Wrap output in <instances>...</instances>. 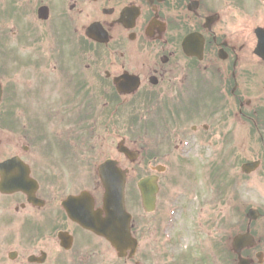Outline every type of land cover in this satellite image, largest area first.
I'll return each mask as SVG.
<instances>
[{"label":"flooded vegetation","instance_id":"flooded-vegetation-1","mask_svg":"<svg viewBox=\"0 0 264 264\" xmlns=\"http://www.w3.org/2000/svg\"><path fill=\"white\" fill-rule=\"evenodd\" d=\"M0 83V264H234L222 239L221 256L172 263L138 222L128 182L163 159L121 151L142 112L168 144L194 135L197 163L224 159L231 193L256 186L245 254L264 264V0H0ZM107 160L130 170L139 243L123 258L75 219L104 216Z\"/></svg>","mask_w":264,"mask_h":264},{"label":"rangeland","instance_id":"rangeland-1","mask_svg":"<svg viewBox=\"0 0 264 264\" xmlns=\"http://www.w3.org/2000/svg\"><path fill=\"white\" fill-rule=\"evenodd\" d=\"M143 119V123L134 125V128L144 126L147 121L146 114H144ZM143 132L141 135L144 138L145 133ZM126 134L135 138L131 129ZM150 136L153 140L152 145L155 148L158 147L161 155L166 156L165 159H168L169 166L161 176V194L157 210L150 215H146L142 220V225L145 230H149V226H151L152 229L157 227L161 231V237L158 240L161 242L164 240L166 243L165 245L161 244L162 251L166 252L167 250L170 256H176L181 251H185L187 257L203 255V253L207 255L208 252L215 251L212 247L209 249L211 245H214L215 241L224 239L228 242L230 234L235 236L236 233L243 232L245 220V215L243 216L242 214V200L245 196L243 187L232 208L231 198L228 197V200L223 196H219L215 201L207 204L209 210L205 212L203 222H196L200 208L198 201L194 199L195 197L193 198V193L188 191L190 189L189 184L193 192L200 196L199 202L201 200L202 205V199L207 194L208 184L205 185L204 180L200 176L202 175L201 169L194 172L192 179L188 182V178L185 179L187 165L182 164L179 160L182 151L188 150L191 145H195V136L191 134L183 137L181 144L177 142V134L172 137L173 141L169 144L165 139H160L157 136L153 137V135ZM208 155L209 153L206 157ZM212 160H215V158ZM159 162L164 163L162 160ZM204 163L205 166L208 164L211 168H214L212 175L220 171L216 183L219 191L226 194L231 184V168L229 166L226 167L224 165L226 161L221 158L211 162H205L204 159ZM197 164L201 166L200 163ZM256 195V186L251 184L248 195L245 197L250 201H254L257 198ZM228 202L231 204H228ZM138 209L142 211L140 207ZM201 214H204V210L201 211ZM228 232L230 234H227ZM140 240L142 243L150 242L149 234L147 233ZM152 241L155 242V240ZM154 251L156 252L155 248ZM215 255L220 256V248H218V253L215 252Z\"/></svg>","mask_w":264,"mask_h":264},{"label":"water","instance_id":"water-1","mask_svg":"<svg viewBox=\"0 0 264 264\" xmlns=\"http://www.w3.org/2000/svg\"><path fill=\"white\" fill-rule=\"evenodd\" d=\"M109 169L115 171L120 175V180H119V185L122 189V186L124 185V179H125V173L120 172L119 169H113L112 166H107ZM105 166H102V168H107ZM105 171V170H104ZM103 177H106L104 172L102 173ZM106 187H107V181L105 180ZM142 192H143V197H144V202L146 207H152V204L154 203V190L151 185V179H145L140 183ZM120 201L114 200L113 198L111 199V196H107V203L108 206H110L109 213L112 215V217H115V225L118 227L111 229L110 225H105V227H96V230L99 231V233L104 234L113 244V246L116 248V250L119 252L120 255H124L126 250L129 248H134L136 245L135 240L132 239L130 236V228H129V217L125 212L124 208V199L123 196L121 195V198L118 197ZM115 204V205H114ZM250 216H256L255 211L250 212ZM121 218L120 226L118 223V219ZM234 245V251L239 255L240 261L239 264H250V262L247 259H244L241 256L242 250L247 247V246H252L254 245V240L253 237L249 234H239L235 237L233 241Z\"/></svg>","mask_w":264,"mask_h":264}]
</instances>
